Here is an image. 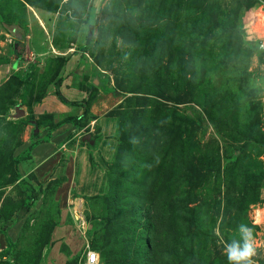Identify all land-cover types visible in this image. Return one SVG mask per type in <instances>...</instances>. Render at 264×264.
Segmentation results:
<instances>
[{
  "label": "rangeland",
  "instance_id": "1",
  "mask_svg": "<svg viewBox=\"0 0 264 264\" xmlns=\"http://www.w3.org/2000/svg\"><path fill=\"white\" fill-rule=\"evenodd\" d=\"M240 29L244 41L236 37ZM0 75V141H6L8 149L0 150V264H84L86 239L72 213L83 212L89 221L91 247L108 240L111 212L102 200L88 201L66 191L60 198L64 216L56 190L66 179L17 181L14 145L35 116L29 115L17 124L16 133H10L14 115L8 106L18 102L30 111L50 91L67 104L63 92L88 93V101L76 102L83 105L84 114L79 116L75 105L63 112V118L67 115L75 123L78 118L85 120L82 123L91 120L84 107L90 100L99 102L103 117H113L118 145L107 164L112 176H130L146 160L142 153L160 152L157 141L187 140L192 152L188 158L196 168L192 181L197 184L195 195L189 192L195 198L190 208L199 209L205 230L201 236L194 233L196 254L204 257L203 264L227 258L220 228L227 205L224 167L239 177L235 162L227 157L243 147L238 163L249 157L264 172L259 139L250 141L245 130V123L260 120L264 134V0H0ZM101 129L100 122L82 128L70 135L75 136L71 144L77 140L75 144L89 146L82 140L87 133L97 143ZM144 192L137 204L142 208L150 205ZM216 199L221 202L219 214ZM260 201L264 186L260 200L247 209L248 221L252 205ZM229 209L236 217V209ZM249 227L254 236L255 228ZM231 232L242 244L238 230ZM6 234L14 248L3 255ZM111 234L109 241H116L122 233ZM118 245L115 250L122 249ZM148 258L146 247L118 261L147 264Z\"/></svg>",
  "mask_w": 264,
  "mask_h": 264
},
{
  "label": "trees",
  "instance_id": "2",
  "mask_svg": "<svg viewBox=\"0 0 264 264\" xmlns=\"http://www.w3.org/2000/svg\"><path fill=\"white\" fill-rule=\"evenodd\" d=\"M252 5L250 3L246 11H249ZM242 33L241 29L237 31V39L245 40V32L244 35ZM258 42L262 43V40H258ZM90 101L89 104L86 102L84 106L89 113ZM73 104L83 106L81 103ZM89 113L88 116H90ZM75 120L77 124L81 121L80 118ZM259 122L260 120H253L251 124L245 123V130L250 141L259 139L258 143L261 147L256 145L257 149L264 151V134L260 129ZM85 125L86 123H79L81 128ZM181 139L182 137L177 139L180 141H177L166 137L163 144L157 141L156 147L160 152L151 156H144L142 153L141 157H145L146 160L141 162L142 166H137V170L133 171L130 176L123 178L118 173L112 176L109 171L108 183L110 185L106 193L95 196L83 195L88 201L102 200L104 208L107 205L111 212V219L106 225L107 232L110 234L106 236L108 240L97 246H92L100 253L102 264H125L124 260L127 254H131V251L139 253L146 247L149 255L146 260L147 264H203L204 257L199 258L198 253L196 254L199 249L194 248L196 236H201L205 232L200 225L201 212L197 207L196 209L190 208V201L195 200L193 197L190 198V193L192 196L195 195L193 191L197 184L194 185L192 177L196 168L188 158L192 153L190 145L186 144L187 140L181 141ZM243 151H245L243 147H237L233 154L227 157L233 163L235 162L233 165L238 170V178H234L230 174L229 166L224 167L227 205L222 220L224 224L220 228L224 229L222 234L228 243H231L232 239L237 240L231 230H238L239 224L253 225L248 221L249 219H246L247 209L252 202L260 200L261 186H264V172L259 169L258 161H252L247 157L242 165L238 163V157L241 158ZM90 161L94 166L93 156H90ZM236 163L237 165H235ZM145 170L147 171L145 172ZM218 178L220 179V175ZM190 185L193 187L192 190L184 189ZM140 191L141 194L143 191H148L149 197L145 195L150 203L148 207L137 206L142 197ZM218 191H222L220 184ZM36 195L37 193H34V196ZM81 196L77 195L78 198ZM216 200L215 204L219 214L221 202ZM231 207L236 209V217L229 209ZM145 214H149L148 217L144 218ZM229 216L231 217L228 218ZM212 226H215L214 216ZM111 230L122 233L121 236L116 237V241L114 239L109 241L112 235ZM194 233L197 235L194 236ZM146 239L148 241L145 243ZM6 240L8 249L3 252V255L10 254L14 248V242L8 234H6ZM116 242L122 244V246L118 245L122 247L121 250L120 248L115 250ZM141 243L145 246L140 247ZM135 245L136 247L133 248ZM119 256L124 260L118 261L121 259ZM211 263L227 264V258L216 257ZM69 264H72V261Z\"/></svg>",
  "mask_w": 264,
  "mask_h": 264
},
{
  "label": "crops",
  "instance_id": "3",
  "mask_svg": "<svg viewBox=\"0 0 264 264\" xmlns=\"http://www.w3.org/2000/svg\"><path fill=\"white\" fill-rule=\"evenodd\" d=\"M17 33L20 32L17 31ZM20 34L22 36V33ZM1 78L2 75H0V80ZM17 96H15L16 99ZM63 96L67 97L71 103L67 104L53 91H50L41 101L34 104L33 109L30 108V111H25L18 102H11L8 107L11 106L10 113L14 115L10 133L12 131L16 133L19 127L17 124H21L22 120L29 119V115L35 116L24 125L22 140L16 141L14 145L15 155L13 158H16L14 162L18 166V173L20 174L17 181L31 178L29 180L37 184L36 180L43 182L44 178L55 180L61 176L66 179L62 184L63 187L59 185L56 190V198L60 202V207L61 209L64 207L62 214L66 216L67 212L65 206H63L65 202L60 199L66 191H72L74 194L82 196H91L103 194L107 190V164L114 158L118 141L114 137L117 129L115 120L113 117H103L101 115L103 111H99V102L96 101L90 105L89 119L91 120L83 127L95 128L99 122L101 123L102 129L96 134L97 143L96 139L92 137L96 145L90 144L87 146L79 141L75 144L77 140L71 144L73 142L71 140L75 136L69 139L71 138L70 135L81 132L82 128L79 123L85 120L80 119L81 121L78 124L70 119L67 121V115L63 118L65 114L63 112L67 110L68 106L70 108L78 107L76 112L79 116L84 114L83 106L75 105L76 107H73V103L87 100L88 93L78 95L77 91H68V93L65 91ZM4 142L6 141H0V150L6 153L8 149H6L7 146ZM67 154H70V157ZM90 156L94 158V166L91 164Z\"/></svg>",
  "mask_w": 264,
  "mask_h": 264
},
{
  "label": "built area",
  "instance_id": "4",
  "mask_svg": "<svg viewBox=\"0 0 264 264\" xmlns=\"http://www.w3.org/2000/svg\"><path fill=\"white\" fill-rule=\"evenodd\" d=\"M252 207L251 222L256 230L254 238L257 245V255L253 259L256 261V264H264V202L254 203ZM72 214L75 221H80L79 228L81 229L82 236L86 239L81 260H84V264H100V253L91 247L90 241L87 238L89 221L83 212Z\"/></svg>",
  "mask_w": 264,
  "mask_h": 264
},
{
  "label": "clouds",
  "instance_id": "5",
  "mask_svg": "<svg viewBox=\"0 0 264 264\" xmlns=\"http://www.w3.org/2000/svg\"><path fill=\"white\" fill-rule=\"evenodd\" d=\"M238 232L241 244L236 239L231 243L225 242L224 254L227 257L228 264H256L253 259L257 255V245L253 236V229L245 223L238 225Z\"/></svg>",
  "mask_w": 264,
  "mask_h": 264
},
{
  "label": "water",
  "instance_id": "6",
  "mask_svg": "<svg viewBox=\"0 0 264 264\" xmlns=\"http://www.w3.org/2000/svg\"><path fill=\"white\" fill-rule=\"evenodd\" d=\"M18 37H22L20 33H17ZM84 141L89 142L90 144H95V140L92 138V134L91 133H87L84 135L83 137Z\"/></svg>",
  "mask_w": 264,
  "mask_h": 264
}]
</instances>
